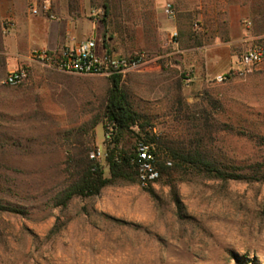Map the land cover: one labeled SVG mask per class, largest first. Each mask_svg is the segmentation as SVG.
I'll list each match as a JSON object with an SVG mask.
<instances>
[{
  "label": "rangeland",
  "instance_id": "rangeland-1",
  "mask_svg": "<svg viewBox=\"0 0 264 264\" xmlns=\"http://www.w3.org/2000/svg\"><path fill=\"white\" fill-rule=\"evenodd\" d=\"M58 5L48 18L70 22L68 42L98 37L113 52L148 55L121 77L147 132L175 143L200 138L218 158L264 165V62L217 80L239 67L245 50L264 47V0ZM28 73L17 86L0 76V264H238L236 256L264 264V180L189 170L160 175L149 187L119 180L63 202L69 157L115 145L105 137L111 79L35 62ZM146 137L133 126L118 146L134 152L145 142L156 150ZM98 162L110 177L107 160Z\"/></svg>",
  "mask_w": 264,
  "mask_h": 264
},
{
  "label": "trees",
  "instance_id": "trees-1",
  "mask_svg": "<svg viewBox=\"0 0 264 264\" xmlns=\"http://www.w3.org/2000/svg\"><path fill=\"white\" fill-rule=\"evenodd\" d=\"M107 45V44H106ZM108 46V45H107ZM122 75L116 74L110 77L111 86L108 90L105 106V116L107 120L116 128V134L111 142L115 143L113 148H109L106 157L110 177L104 175V170L100 162L90 158L87 151H80L71 155L67 161L66 171L68 181L61 192V199L67 202L75 196L88 197L98 195L101 190L109 184L119 180L138 179V165L134 160L136 151L129 152L119 148L120 138L133 126H138L141 131L146 132L148 137L144 140L155 142V150L158 159L160 175H171L176 172L201 171L208 175L228 180H264V165L261 162L250 165H235L231 162L216 157L210 148L204 144L200 138L190 141V143H175L173 140L161 139L159 136L151 135L146 131V125L142 122V115L136 111L130 101L128 93L121 84ZM141 136L140 134H138ZM166 152L171 160H164L159 153ZM171 161L172 164H167ZM175 201L181 207V201L177 194L176 186L173 184ZM152 191V189H149ZM62 202V203H63ZM6 206L0 200V210H5ZM238 264H248L236 256ZM256 264V263H254Z\"/></svg>",
  "mask_w": 264,
  "mask_h": 264
},
{
  "label": "built area",
  "instance_id": "built-area-1",
  "mask_svg": "<svg viewBox=\"0 0 264 264\" xmlns=\"http://www.w3.org/2000/svg\"><path fill=\"white\" fill-rule=\"evenodd\" d=\"M51 5L45 2L42 10L39 6H32V14L44 12L48 17L55 18L49 13ZM169 16L174 15V8L169 3L165 6ZM251 24L250 20L246 21ZM11 27L10 21H5L4 29ZM29 60L40 63L44 66L56 68L68 73L80 75H102L111 77L116 74L125 76L130 71H135L143 67L148 61L145 52H134L129 54L116 53L102 46L98 37H91L80 40H73L58 48H38L32 50ZM264 62V47L256 45L245 50L239 59V67L231 68L229 72L217 76V80L222 82L228 78L245 73ZM29 76L26 66H21L10 71L5 82L12 86L22 84ZM116 134V128L111 125L108 127L105 137L107 142H111ZM108 153L101 147L95 148L91 152V158L96 161L106 159ZM134 160L138 165V180L144 187L153 185L160 178L158 159L155 148L150 143L140 142L136 147V157ZM171 165V161H167Z\"/></svg>",
  "mask_w": 264,
  "mask_h": 264
},
{
  "label": "crops",
  "instance_id": "crops-1",
  "mask_svg": "<svg viewBox=\"0 0 264 264\" xmlns=\"http://www.w3.org/2000/svg\"><path fill=\"white\" fill-rule=\"evenodd\" d=\"M0 0V76L21 66L27 69L32 62L29 56L34 49L58 48L67 41L70 22L62 24L51 20L44 12L32 14L31 7L49 2L51 9L59 11L58 0ZM5 21L11 22L8 30ZM72 29V28H71Z\"/></svg>",
  "mask_w": 264,
  "mask_h": 264
}]
</instances>
